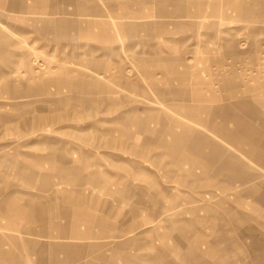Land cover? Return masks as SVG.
<instances>
[{
    "label": "rangeland",
    "instance_id": "obj_1",
    "mask_svg": "<svg viewBox=\"0 0 264 264\" xmlns=\"http://www.w3.org/2000/svg\"><path fill=\"white\" fill-rule=\"evenodd\" d=\"M263 250L264 0H0V264Z\"/></svg>",
    "mask_w": 264,
    "mask_h": 264
},
{
    "label": "bare ground",
    "instance_id": "obj_2",
    "mask_svg": "<svg viewBox=\"0 0 264 264\" xmlns=\"http://www.w3.org/2000/svg\"><path fill=\"white\" fill-rule=\"evenodd\" d=\"M220 151V152H219ZM221 147H219V145H215V146H211L210 147V150H209V153H208V157L209 158H207V160L208 161H210V162H212V159H217L219 156H222V153H221ZM194 154V153H193ZM206 163V162H205ZM258 175L257 174H254V173H252L251 174V180L254 182L257 178H259V177H257ZM244 183H245V181H244ZM255 183V182H254ZM249 188H250V190L251 191H255V192H259L260 191V188H259V186L258 185H256V184H251L250 186H249ZM39 210H41V208H39ZM71 228V227H70ZM209 250V249H208ZM263 252H264V250H263Z\"/></svg>",
    "mask_w": 264,
    "mask_h": 264
},
{
    "label": "crops",
    "instance_id": "obj_3",
    "mask_svg": "<svg viewBox=\"0 0 264 264\" xmlns=\"http://www.w3.org/2000/svg\"><path fill=\"white\" fill-rule=\"evenodd\" d=\"M211 251V250H210Z\"/></svg>",
    "mask_w": 264,
    "mask_h": 264
}]
</instances>
